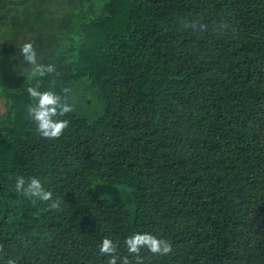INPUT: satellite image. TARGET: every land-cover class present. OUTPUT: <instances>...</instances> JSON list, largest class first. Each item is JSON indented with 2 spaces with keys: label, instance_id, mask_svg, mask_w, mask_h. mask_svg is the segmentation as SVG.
Returning a JSON list of instances; mask_svg holds the SVG:
<instances>
[{
  "label": "trees",
  "instance_id": "trees-1",
  "mask_svg": "<svg viewBox=\"0 0 264 264\" xmlns=\"http://www.w3.org/2000/svg\"><path fill=\"white\" fill-rule=\"evenodd\" d=\"M21 6L50 14L25 23L54 71L5 88L18 48L0 47V264H107L103 237L137 264L133 232L172 245L139 264H264V0H0V18ZM30 87L71 105L58 138Z\"/></svg>",
  "mask_w": 264,
  "mask_h": 264
},
{
  "label": "clouds",
  "instance_id": "clouds-1",
  "mask_svg": "<svg viewBox=\"0 0 264 264\" xmlns=\"http://www.w3.org/2000/svg\"><path fill=\"white\" fill-rule=\"evenodd\" d=\"M195 27L196 25H192ZM202 29L203 24L199 25ZM26 62L36 64L37 54L31 42H25L20 49ZM39 75H45L54 71L52 65H38L35 69ZM29 96L33 102L27 107L29 117L34 121L36 131L41 137L53 139L58 138L63 130L68 126L66 119H60L66 112L71 110L69 105L60 94L52 90L41 91L38 87H30L27 89ZM15 190L24 197L36 201H48L49 207L57 208L59 200L52 199V192L46 189L44 181L39 177H30L25 179L20 176L16 178L14 184ZM124 244L127 252L135 254L137 264H139V253L142 249H147L151 253L158 255H166L171 252L172 245L162 239L157 238L150 232H133L124 238ZM100 255L107 256V264H129L127 256L119 257L116 255L117 242L109 237H103L98 245ZM8 264H14L9 260Z\"/></svg>",
  "mask_w": 264,
  "mask_h": 264
},
{
  "label": "rangeland",
  "instance_id": "rangeland-1",
  "mask_svg": "<svg viewBox=\"0 0 264 264\" xmlns=\"http://www.w3.org/2000/svg\"><path fill=\"white\" fill-rule=\"evenodd\" d=\"M51 1H48L46 4H50ZM45 6V5H43ZM29 7L21 6L15 8L6 9V13L4 18H0V47L1 46H9L13 45L17 47V51L10 58V62L12 64L13 69H17L15 74L12 76H3L2 86L5 88H13L19 84H21L24 79L28 76L34 74L36 71V67L40 64V58H37L36 64L28 63L24 60L20 49L22 48L25 42H31L34 39L35 30H31L29 26L26 25L25 22L28 19H37L46 23L50 14L48 12H44L41 16L36 17L35 10H29ZM56 16H61L59 12H56ZM16 18H19L16 19ZM42 23V24H43ZM20 30L19 34L15 35V31ZM12 35V38H11ZM33 45V44H32ZM3 111V99L0 98V112ZM118 191H120L118 189ZM105 192V190H104ZM116 192V191H115ZM118 193V192H117Z\"/></svg>",
  "mask_w": 264,
  "mask_h": 264
}]
</instances>
